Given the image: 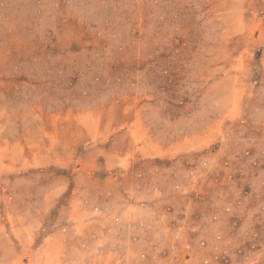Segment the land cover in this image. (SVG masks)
<instances>
[{"label":"rangeland","instance_id":"rangeland-1","mask_svg":"<svg viewBox=\"0 0 264 264\" xmlns=\"http://www.w3.org/2000/svg\"><path fill=\"white\" fill-rule=\"evenodd\" d=\"M0 264H264V0H0Z\"/></svg>","mask_w":264,"mask_h":264}]
</instances>
